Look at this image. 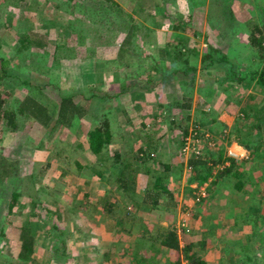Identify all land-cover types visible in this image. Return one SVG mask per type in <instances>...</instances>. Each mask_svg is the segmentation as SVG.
<instances>
[{"label": "rangeland", "instance_id": "1", "mask_svg": "<svg viewBox=\"0 0 264 264\" xmlns=\"http://www.w3.org/2000/svg\"><path fill=\"white\" fill-rule=\"evenodd\" d=\"M89 1L0 0V52L20 74L0 77L4 107L12 114L37 91L54 112L61 86L85 109L52 135L32 115H20L19 129L2 117L0 160L4 153L18 166L0 181V264H189L187 242L207 264H241L246 252L264 264V84L247 73L264 63L248 26L264 18V0H94L82 12ZM128 32L134 41L123 45ZM214 47L226 58L203 68ZM42 52L49 68L37 64ZM97 89L108 98L94 99ZM104 117L112 139L96 170L88 133ZM153 140L169 168L148 156ZM125 174L134 187L125 189ZM155 175L171 194L153 208L143 200ZM255 207L257 228L242 222ZM168 228L178 249L156 239Z\"/></svg>", "mask_w": 264, "mask_h": 264}, {"label": "trees", "instance_id": "2", "mask_svg": "<svg viewBox=\"0 0 264 264\" xmlns=\"http://www.w3.org/2000/svg\"><path fill=\"white\" fill-rule=\"evenodd\" d=\"M97 0H95L96 2ZM192 1V0H190ZM24 2H28V0H24ZM24 2L23 4H20L18 0H12L11 4L14 6H19L23 5L24 7ZM80 6L82 5L83 7L81 8L82 12L85 13V9H88L90 11V9L93 10V6L96 5L94 4V0L89 1V2H85V3H79ZM94 4V5H93ZM261 11H264V6L260 9ZM31 11L30 10V6L29 5H25L24 8V12H28ZM87 15V14H86ZM24 17V14L22 15ZM88 16V15H87ZM85 17V16H84ZM89 18H91L90 16H88ZM257 17V16H255ZM85 19V18H84ZM82 20V19H81ZM11 21V19H10ZM73 24V21H71L70 25L68 24L69 27L66 28V32L70 31L73 29V26L71 25ZM84 26V23H83ZM248 26L251 28L250 30V35H249V41L258 47V49H264V18L261 19H254V20H250L248 21ZM98 32H99V28H98ZM78 33V31H77ZM99 34V33H98ZM79 35V42H82L86 39V36L83 35ZM59 40L61 41V35H59ZM128 36L129 37H125V41L124 43H122L123 45L126 42H130V41H134V39L130 36V33L128 32ZM67 38V37H66ZM95 40V39H94ZM23 41H21V44L19 46V48L17 49L16 53H21L23 54V52L25 51L24 47L26 48V45H23L22 43ZM33 42V45L35 46H45L47 47L49 45V43L47 41H39V40H31V43ZM61 42H58V44H60ZM1 46V44H0ZM122 45H120V50L122 49ZM94 48V47H92ZM91 48V49H92ZM219 50L218 48L214 47L213 49L208 50L207 53L204 54L203 60L209 58L208 61L202 62V67L205 68V66L207 65H217V63H219V65H221V61H223L226 57L222 56L219 57ZM139 51V49H138ZM45 54V58H43L46 62H41V61H37V64L41 67H46L49 68L48 65V61L47 58L48 57V53L49 52H42ZM26 53V55H22L23 56V60H27L29 54ZM94 54V53H93ZM217 54V55H216ZM34 56V55H33ZM90 58H94L92 54H90ZM57 62L61 61L62 58H56ZM56 62V63H57ZM58 64V63H57ZM248 74L250 75V77H257V82L264 84V63L262 64L261 67H259L258 69L255 70H247ZM231 72L233 73V77L237 78V77H241L240 73L234 70H231ZM91 74H89L88 79L86 80H90L93 81L94 79H96V77L94 76V74L92 73V71H90ZM92 76V77H91ZM0 77H4L3 79H15L20 77V74H18V72H15L11 67H10V62L8 61V56L3 54L1 55L0 52ZM91 77V78H90ZM90 78V79H89ZM58 79H55L54 77H51L50 81L51 82H55L56 84H59L58 82H56ZM89 83H93V82H89ZM106 85H108L107 83H105ZM125 85V84H123ZM60 87V92L62 95V98L60 100V102L57 104V106L55 107L54 112L51 111L50 107L44 103H42L40 101V99H38V97H41V94L38 93L36 91V93L33 92H29L27 93L20 101L18 107L19 108H15V110L12 112V114H10V111L4 107V101L3 98L0 95V121L2 120L3 116H6L9 114L10 119H8L9 122L13 123V127L14 129H19L20 128V117L25 114L26 115H32L36 118L37 121H39V123L43 124L46 127L50 128L51 132H48L49 134L52 135V132L57 130L58 125H64V124H70L74 121L75 118L81 117L84 114V107L81 103H79L77 100H75L74 98V93L76 92L75 90L71 91L70 89H63L61 86ZM92 87V86H91ZM90 87V88H91ZM102 87H104V84H102ZM93 88V87H92ZM76 89V88H75ZM93 89H96V87H94ZM101 91H99V89L94 90L93 93H95L92 97H94V99H97L99 101H101L102 99H107L109 95H107V93H99ZM99 93V94H98ZM182 99H188V96H184ZM183 102V100H181V103ZM190 103L187 104V106H189ZM184 108H187L186 106H183ZM182 107V109H183ZM20 114H19V112ZM21 115V116H20ZM16 121V124H15ZM74 123V122H73ZM108 126H110L109 124V120L104 117V119L102 120V123H99L96 128L91 129L88 133V138H89V146L91 151H93V153L96 154L97 156V164L94 165L93 167L98 170L99 166H101L102 164H104L106 157H109L108 154V146L107 144L111 141L112 139V134L111 132H109ZM173 130V129H171ZM181 130L182 133L186 134L188 132V127L184 126ZM174 133V131H172ZM175 134V133H174ZM162 135V134H161ZM160 135V136H161ZM172 137V136H170ZM177 141H179L177 139ZM180 143L183 142V140L179 141ZM159 143V140H153V143L148 146L149 148H151L150 153H152L150 155L149 153V157L152 158V156H155L154 161H156L158 164H164L165 168H169L170 164L166 163V162H162V160H160V158H157L159 149H157V145ZM147 147H145L142 150V153H146L148 150L146 149ZM201 156V155H200ZM202 157V156H201ZM233 159V158H232ZM129 163V162H128ZM130 164V163H129ZM127 163L125 162L124 166H126ZM18 163L15 159L12 158H8L5 156V154L3 153L1 156V160H0V181L4 182L7 178L8 175H10L11 172L15 171L17 169ZM227 169H225V171L227 172L229 167H226ZM124 172V170L122 171ZM148 173H152L154 174V172L151 171V169H147ZM158 172V171H156ZM11 177V176H10ZM120 178V177H119ZM164 178L162 177V175H155L154 180H152V182H149L147 184V191H146V196L144 198V202H148L151 203V207H158L159 205V200H160V196L163 194L166 195H170V190L168 189V187L165 185L164 183ZM120 181H122V183L126 186L125 189H128L130 186L134 187V185H131L134 182V179H130L128 175H122L120 178ZM17 198V193H15V195L13 197H11V199L8 201V205L9 207H13L15 199ZM256 208V207H255ZM108 209V207H107ZM257 209L252 213L249 211H245L244 214H242L244 216V218L242 219L243 223H252V221L254 222V228H257V222H259V220L262 218V215L258 212ZM255 217V218H254ZM251 218H254L252 220H250ZM239 227H241L242 225H238ZM21 236V240H22V249H27L30 250L33 247L32 244V237L29 236L28 234H24L23 231H21L20 233ZM156 239L161 240L162 244L168 245L171 248L174 249H178L179 248V240L177 237L176 232L174 231V229L172 228H168L165 230V233L163 232V234H161V237H157ZM249 247V245L246 246V248ZM194 244L192 242H187L185 247L183 248L185 251V256L188 257L189 259V264H207V262L204 260V258L198 254L194 249ZM56 250V249H55ZM59 251L56 250V254L55 256L59 257L58 255H62L60 253H58ZM241 264H256L255 261H253V257L249 252L243 253V257H241ZM176 262H179V260H176ZM175 262V263H176ZM259 264V263H258Z\"/></svg>", "mask_w": 264, "mask_h": 264}]
</instances>
